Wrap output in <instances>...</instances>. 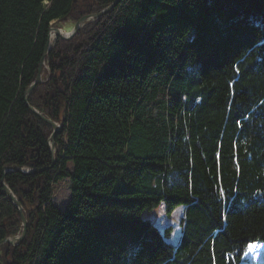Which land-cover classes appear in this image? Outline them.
I'll return each mask as SVG.
<instances>
[{"label": "trees", "instance_id": "trees-1", "mask_svg": "<svg viewBox=\"0 0 264 264\" xmlns=\"http://www.w3.org/2000/svg\"><path fill=\"white\" fill-rule=\"evenodd\" d=\"M114 2L0 0V242L22 233L2 179L27 222L0 264H243L264 242V0H118L44 55ZM42 58L27 103L59 126L53 165L24 101Z\"/></svg>", "mask_w": 264, "mask_h": 264}, {"label": "water", "instance_id": "water-1", "mask_svg": "<svg viewBox=\"0 0 264 264\" xmlns=\"http://www.w3.org/2000/svg\"><path fill=\"white\" fill-rule=\"evenodd\" d=\"M118 2V0H117ZM117 2H114L113 4H111L109 7H107L106 9H104L103 11H101L100 13L96 14V15H91V16H84L82 17L81 19H79L72 27V29L67 33V34H62V32L57 29V28H51L50 29V32H49V35H48V43L45 47V51H44V55H46L50 49V33L53 31L54 33V37L55 38H61V39H70L71 37H73L79 29H81L83 26H84V23L91 20V19H94V18H97L105 13H107L108 11H110L113 6L117 3ZM44 64V58L41 59V62H40V65L38 67V71H37V76H36V79L35 81L26 89L25 93H24V101H25V104L27 106V108L33 112L36 116H38L41 120H43L46 124H48L52 129H53V132L49 138V141H48V146H49V149H50V152H51V158H52V165L54 163V153H55V148H54V135L57 133V131L59 130V126L45 118L44 116L40 115L35 109H33L32 107H30L27 103V97L29 95V93L31 92V90L39 83L42 82V77H41V67L42 65ZM51 165V166H52ZM46 169V168H45ZM15 171V172H18V173H21V174H29V173H32L33 171H37V172H40L42 170H31V169H11L10 171ZM1 186L5 192V194L10 198V200L12 201V203L14 204V206L16 207V209L18 210L19 214H20V218H21V222H22V233L19 235V236H15L13 238H6L4 239L3 241L0 242V246L3 245V244H8L12 247H15L17 245H19L22 240L24 239L25 237V234H26V219L22 213V210H21V206L20 204L18 203V201L16 200L15 196L10 192V190L8 189V187L6 186L5 182H4V179L1 180Z\"/></svg>", "mask_w": 264, "mask_h": 264}, {"label": "rangeland", "instance_id": "rangeland-1", "mask_svg": "<svg viewBox=\"0 0 264 264\" xmlns=\"http://www.w3.org/2000/svg\"><path fill=\"white\" fill-rule=\"evenodd\" d=\"M59 30H71L73 25L66 23L58 26ZM69 199V190L67 182H62L53 187V203L60 209L64 207ZM247 259L243 264H264V242H252L247 246V251L244 255Z\"/></svg>", "mask_w": 264, "mask_h": 264}, {"label": "bare ground", "instance_id": "bare-ground-1", "mask_svg": "<svg viewBox=\"0 0 264 264\" xmlns=\"http://www.w3.org/2000/svg\"><path fill=\"white\" fill-rule=\"evenodd\" d=\"M61 31V30H60ZM70 31V29L69 30H63V31H61L62 32V34H67L68 32ZM55 39V37H54V33H53V31L50 33V43L53 41Z\"/></svg>", "mask_w": 264, "mask_h": 264}]
</instances>
